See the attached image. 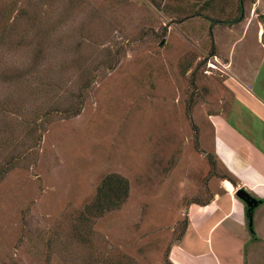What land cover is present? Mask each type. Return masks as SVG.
<instances>
[{
    "label": "rangeland",
    "instance_id": "1",
    "mask_svg": "<svg viewBox=\"0 0 264 264\" xmlns=\"http://www.w3.org/2000/svg\"><path fill=\"white\" fill-rule=\"evenodd\" d=\"M260 21L264 0H0V264H214L211 235L178 249L191 201L237 196L208 124Z\"/></svg>",
    "mask_w": 264,
    "mask_h": 264
},
{
    "label": "crops",
    "instance_id": "2",
    "mask_svg": "<svg viewBox=\"0 0 264 264\" xmlns=\"http://www.w3.org/2000/svg\"><path fill=\"white\" fill-rule=\"evenodd\" d=\"M259 23L257 50L240 51L238 40L229 37L233 45L219 88L220 107L211 112L208 124L213 153L226 172L222 179L231 181L235 192L245 189L259 204L250 225L248 205L238 196L214 193L211 205L191 201L178 250L193 254L211 235L218 252L212 249L207 263L264 264V22ZM251 241L256 250L249 255L243 245Z\"/></svg>",
    "mask_w": 264,
    "mask_h": 264
},
{
    "label": "water",
    "instance_id": "3",
    "mask_svg": "<svg viewBox=\"0 0 264 264\" xmlns=\"http://www.w3.org/2000/svg\"><path fill=\"white\" fill-rule=\"evenodd\" d=\"M236 195L244 200L246 204L248 205V211L247 214L250 218V225H252V220H253V210L254 208L259 204V201L251 196L245 189L243 188H237L236 189Z\"/></svg>",
    "mask_w": 264,
    "mask_h": 264
},
{
    "label": "trees",
    "instance_id": "4",
    "mask_svg": "<svg viewBox=\"0 0 264 264\" xmlns=\"http://www.w3.org/2000/svg\"><path fill=\"white\" fill-rule=\"evenodd\" d=\"M116 180H119L120 182H122L123 180L125 181V187L127 188L128 187V184H127V180L122 178V177H117L116 176ZM112 190L116 191V186H113L111 187ZM105 199V200H104ZM106 200H108L106 197H103V198H100V200H98L95 204V207H99V208H105V209H110V208H115L118 206V203L115 201V202H111V201H107L106 203Z\"/></svg>",
    "mask_w": 264,
    "mask_h": 264
},
{
    "label": "bare ground",
    "instance_id": "5",
    "mask_svg": "<svg viewBox=\"0 0 264 264\" xmlns=\"http://www.w3.org/2000/svg\"><path fill=\"white\" fill-rule=\"evenodd\" d=\"M224 185L226 186L228 191L235 193V185L231 181L225 180Z\"/></svg>",
    "mask_w": 264,
    "mask_h": 264
},
{
    "label": "built area",
    "instance_id": "6",
    "mask_svg": "<svg viewBox=\"0 0 264 264\" xmlns=\"http://www.w3.org/2000/svg\"><path fill=\"white\" fill-rule=\"evenodd\" d=\"M210 67H216L214 63H210Z\"/></svg>",
    "mask_w": 264,
    "mask_h": 264
}]
</instances>
